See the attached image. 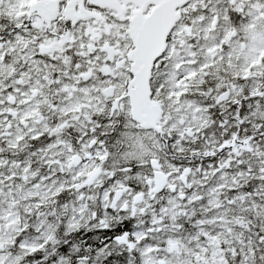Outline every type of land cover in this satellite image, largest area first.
<instances>
[{
  "label": "snow or ice",
  "instance_id": "6c2138e0",
  "mask_svg": "<svg viewBox=\"0 0 264 264\" xmlns=\"http://www.w3.org/2000/svg\"><path fill=\"white\" fill-rule=\"evenodd\" d=\"M0 264H264V0H0Z\"/></svg>",
  "mask_w": 264,
  "mask_h": 264
}]
</instances>
